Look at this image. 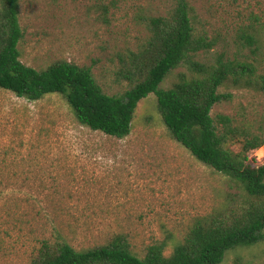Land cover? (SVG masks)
<instances>
[{
  "label": "rangeland",
  "instance_id": "rangeland-1",
  "mask_svg": "<svg viewBox=\"0 0 264 264\" xmlns=\"http://www.w3.org/2000/svg\"><path fill=\"white\" fill-rule=\"evenodd\" d=\"M176 2L19 0L20 61L36 70L56 61L90 67L104 93L119 95L128 88L118 76L120 59L145 42L146 18L166 15ZM187 2L196 29L214 42L195 60L210 63L223 53L264 74V0ZM253 32L257 50L244 39ZM181 73H188L185 66L159 87L169 89ZM219 91L229 98L211 116H228L238 130L263 138L264 92L231 85ZM242 146L239 134L227 144L234 153ZM255 152L263 159L264 145ZM0 183L12 195L0 196V264H29L39 241L57 236L81 249L121 233L139 257L159 241L169 255L195 218L241 195L232 180L171 138L154 94L138 103L130 134L117 139L79 125L59 94L32 102L0 90ZM235 260L264 264V232L259 242L226 253L221 264Z\"/></svg>",
  "mask_w": 264,
  "mask_h": 264
},
{
  "label": "trees",
  "instance_id": "trees-1",
  "mask_svg": "<svg viewBox=\"0 0 264 264\" xmlns=\"http://www.w3.org/2000/svg\"><path fill=\"white\" fill-rule=\"evenodd\" d=\"M146 28L145 42L120 59L118 76L128 88L119 95H108L90 67L67 61L40 70L24 65L18 49L23 38L19 0H0V90L32 102L59 94L79 125L117 139L130 134L138 103L154 94L171 138L195 160L232 180L241 195L227 196L210 213L195 218L169 255H165L166 241H159L148 245L139 257L121 233L81 249L57 236L42 238L29 264H221L229 251L263 239L264 163L254 165L255 159L247 153L264 145V135L238 130L228 116L215 120L211 111L229 98L219 91L224 86L264 92V74L253 63L223 53L210 63L195 60L214 42L196 29L187 0H177L164 16L147 17ZM256 37V32L244 35L255 50ZM180 66L188 73H181L169 89H161L160 84ZM237 134L243 137V146L234 153L227 144ZM6 187L0 183V196H12ZM234 264L242 263L235 260Z\"/></svg>",
  "mask_w": 264,
  "mask_h": 264
},
{
  "label": "built area",
  "instance_id": "built-area-1",
  "mask_svg": "<svg viewBox=\"0 0 264 264\" xmlns=\"http://www.w3.org/2000/svg\"><path fill=\"white\" fill-rule=\"evenodd\" d=\"M255 151H256V150L252 151V154H251L252 158L255 159V162H256L257 165H258V164H263V163H264V157H262L263 159L256 158V154H257V152H255ZM255 153H256V154H255Z\"/></svg>",
  "mask_w": 264,
  "mask_h": 264
}]
</instances>
